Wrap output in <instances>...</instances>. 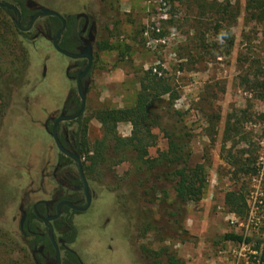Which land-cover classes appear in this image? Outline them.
<instances>
[{
  "label": "rangeland",
  "instance_id": "rangeland-1",
  "mask_svg": "<svg viewBox=\"0 0 264 264\" xmlns=\"http://www.w3.org/2000/svg\"><path fill=\"white\" fill-rule=\"evenodd\" d=\"M31 1L64 15H89L96 40L112 46L100 51L93 45L83 113L92 152L81 161L95 197L88 212L72 216L73 247L100 264H147L141 246L166 247L183 264H264V0H119L116 23L99 0ZM43 22L39 18L24 36L0 9V264H34L19 207L49 199L57 187L59 151L44 121L59 115L68 91L76 89L66 74L67 66L75 70L74 60L52 49L47 35L32 38ZM158 66L191 134L189 165L205 166L202 196L182 204L181 214L174 212L179 202L171 185L153 179L133 146L117 140L131 135L130 122H118L110 134L93 117L134 104L143 71ZM151 131L153 158L167 138L160 127ZM98 142L103 154L91 163ZM68 168L77 174L75 165ZM153 183L168 190L163 201L160 192L152 195ZM228 191L245 200L240 216L224 202ZM173 218L188 240L176 238ZM158 228L176 236L163 239ZM227 232L251 240L214 242Z\"/></svg>",
  "mask_w": 264,
  "mask_h": 264
},
{
  "label": "trees",
  "instance_id": "trees-1",
  "mask_svg": "<svg viewBox=\"0 0 264 264\" xmlns=\"http://www.w3.org/2000/svg\"><path fill=\"white\" fill-rule=\"evenodd\" d=\"M18 5H22V0H15ZM103 7L108 8L111 11L113 22L116 23L119 16V0H99ZM24 9V8H23ZM22 9V10H23ZM8 14L12 12L5 9ZM78 14H68L66 16L67 27L63 32V38L68 39L67 42H61L59 46L70 52H76L75 47L80 43L81 32L79 28L81 22ZM22 25L27 24L26 17H23L21 21ZM59 25V21L54 16H49L45 20V30L47 32H53ZM16 31L24 36H29L30 32H22L14 25ZM225 37L227 35H224ZM227 39V37H226ZM228 45L233 43V39L228 37L226 40ZM94 45L97 50L103 51L112 48L111 43L107 39L96 40ZM95 58V57H94ZM95 59L93 60L91 69H93ZM84 61L76 60L73 66L76 69L82 67ZM78 67V68H77ZM155 69V70H153ZM160 70V71H159ZM91 73V72H90ZM166 71L161 67H150L143 71V75L139 79V89L136 92L134 104L118 108V109H100L93 113V117L97 119L102 125L105 132L110 134L115 133L116 124L122 121L130 122L132 129L131 135L126 139L117 137L118 141L130 143L133 146L139 159L146 164L151 177L153 179H159L161 182H167L171 185L175 193V200L179 202L175 214L178 212L181 214L182 204L188 201H198L203 193V188L206 184L205 181V166L203 163H196L194 166L189 165V159L191 156L190 140L191 134L186 130L182 122V113L173 106V100L176 98V94L168 78L164 75ZM69 76H75L76 70L68 72ZM167 98H164V96ZM80 104L79 97L76 89H70L63 104V109L66 114L74 113ZM172 120V123H171ZM69 124L76 123L74 130L69 132V137L66 139L65 126L63 124V130L59 133V139L62 145L72 151L77 152L81 157L87 155L91 148L88 146L86 139V120L83 118V113L75 120L68 122ZM178 125V127H176ZM160 127L167 138V147L165 150L160 151L156 157L150 158L148 156L147 148L155 143V135L152 133V128ZM96 155L88 156L91 159V163H95L101 159L103 150L102 142L96 144ZM92 152V151H91ZM73 161L61 153L57 155V167L56 176L60 177L58 181L57 192L60 198L70 200L74 202L77 196V189L82 187V183L78 175L69 174L68 166ZM65 169V171H63ZM68 170V171H67ZM155 182V181H154ZM64 187H72L73 192L67 193ZM152 195L156 196V193H161V200L167 197L168 190L164 187H156L155 183L150 187ZM148 194L149 193H145ZM152 201V200H151ZM225 204L238 216H240L245 207V200L242 195L237 191H228L224 197ZM64 210L68 208L64 206ZM178 213V214H179ZM174 214V213H172ZM30 219L34 217V213L30 212ZM172 223L177 224L175 232L176 234H168L165 228H158L163 239L169 237L179 238L181 241H186L190 238L188 231L180 229L176 218H173ZM53 227L56 232V237L65 242H71L75 239L76 232L70 224V220L65 216H61L53 221ZM66 226L70 228L67 229ZM35 224L29 222L28 227L23 229L24 236H30L33 234L29 230L34 232V236L28 239L27 243L32 249L36 245H45L46 250L53 251L49 239L46 233L42 230L35 231ZM151 227V225H150ZM148 228V227H147ZM146 228V229H147ZM161 230V231H159ZM163 231V233H162ZM162 240V238H160ZM251 239L241 234L234 232H227L219 237L214 242L219 241H232V242H244L248 243ZM140 252L147 258V264H183L180 259L173 254H169L166 247H160L158 250H152L151 248L141 246ZM164 257V258H163Z\"/></svg>",
  "mask_w": 264,
  "mask_h": 264
},
{
  "label": "flooded vegetation",
  "instance_id": "flooded-vegetation-1",
  "mask_svg": "<svg viewBox=\"0 0 264 264\" xmlns=\"http://www.w3.org/2000/svg\"><path fill=\"white\" fill-rule=\"evenodd\" d=\"M2 2H10V3H13L15 6L18 7L19 11H20V14H21V20H20V23L23 19V17H26L27 19V24L31 18V16L35 13H37L39 10H40V6L42 5H38L35 1H29V0H22V5H18L16 3L15 0H1ZM24 8V9H23ZM1 10H3V12L13 20V13L12 14H8L6 12V8H3V7H0ZM23 9V10H22ZM51 9V8H50ZM54 10V9H53ZM57 11V10H56ZM12 12V11H11ZM59 12V11H58ZM60 13V12H59ZM61 14V13H60ZM86 15V18L84 17V15ZM63 17H64V21H65V26H64V29L63 31L61 32L60 36H59V41H58V45L63 41V42H67V38L64 39L63 37V32L65 31L66 27H67V22H66V16L68 14H61ZM51 16V15H50ZM78 16L80 18V21L82 24L79 28V31L81 32V36H80V43L75 47V50L76 52L74 53H77V52H81L82 49L86 46V41L88 39V36L89 34H92L94 36L93 38V41L91 42V46H92V54H93V60H94V52H93V45H94V41H96V27H95V21L87 14L85 13H78ZM49 16H39L32 28L29 30V31H26V32H31V30L35 29V24L37 22V20L39 18H43L44 19V24H43V27L42 29H36L37 31L32 35V38L35 39V37L37 36H44V35H47V38L49 39L50 43H51V46H52V49H54L53 45H52V40L51 38L54 36V34L56 33V31L60 28L61 26V22L60 20L58 19L59 21V25L54 29L53 32H47L45 30V20L48 18ZM55 17V16H54ZM14 23V22H13ZM26 24V25H27ZM15 25V24H14ZM22 25V24H21ZM25 26V25H24ZM20 31V30H19ZM22 32H25V31H22ZM55 50V49H54ZM70 58V57H68ZM72 59V58H70ZM74 61L76 60H81V61H84V65L86 63V59L84 58H80V59H72ZM74 63V62H73ZM73 63H72V67L71 68H75L76 70V75L75 76H72L75 80V83H76V76H77V73L80 69H82L84 67V65L78 69H76V67L73 66ZM93 63V61H92ZM92 66V65H91ZM70 69V66H67V71H66V74L67 76L70 78L68 72ZM91 69V68H90ZM74 70V71H75ZM92 70H89L88 73L84 76V78L82 79V83H90V75H91V72ZM73 72V71H71ZM66 99V98H65ZM65 101V100H64ZM64 104V102H63ZM85 110V108H84ZM84 110L82 111V113H84ZM76 112V111H75ZM60 113H65V110L63 109V105L61 107V111ZM59 113V114H60ZM81 113V114H82ZM73 114V113H72ZM80 114V115H81ZM66 115H70V114H66ZM79 115V116H80ZM58 116V115H57ZM53 117V116H49L45 121H44V126H45V129L46 131H48L50 134H51V127H52V124L55 120V118L57 117ZM78 116V117H79ZM76 119V118H75ZM73 119V120H75ZM72 120H68V121H61L59 122L58 124V127H57V132H58V137H59V133H61V131L63 130V124H66L67 125L65 126V134H66V139H68L69 137V132L74 130V125L76 123H72V124H69L68 122H70ZM48 122H51V125L50 127L48 126ZM70 125V126H69ZM52 136V135H51ZM54 141V140H53ZM55 143V142H54ZM56 146V145H55ZM67 149V148H66ZM70 150V149H68ZM59 151V150H58ZM72 151V150H70ZM72 152H75V151H72ZM60 153V152H59ZM77 153V152H76ZM62 154V153H61ZM79 155V154H78ZM80 156V155H79ZM80 159H81V156H80ZM72 160V159H71ZM73 161V160H72ZM82 163V161H81ZM73 165L76 166L77 168V165L76 163L73 161L72 163ZM57 165V160H56V163H55V167H54V172H56V166ZM82 168H83V164H82ZM84 173V171H83ZM70 174H73V173H70ZM74 175H78V177L80 178L79 176V172H78V169H77V174H74ZM85 175V173H84ZM55 176V175H54ZM86 177V176H85ZM81 180V178H80ZM87 180V178H86ZM59 181V179H58ZM58 181H57V187H58ZM82 183V181H81ZM87 183H88V180H87ZM57 187L53 190V195H51V197L49 199H39L35 202H33L29 207L27 208H24V206L21 204L20 205V211H21V216H20V220H19V228L23 234V229L25 227H28V224L29 222H33L35 224V231H38V230H42L46 233L47 237H48V230H47V227L46 225L44 224V221L41 219V217H47V216H53L56 214V211H57V205L61 202V201H69L71 202L73 205H76V206H79V207H82L85 205L86 203V200H85V194H84V190H83V184H82V187L77 189V196L78 198L72 202L70 200H67V199H63V198H60L58 192H57ZM67 191V193H70V192H73V189L72 187H64ZM88 189H89V194H90V203H89V206L87 207L86 210H83V211H78V210H75L67 205H61L59 207V210H60V214L57 218L55 219H52V220H49V223L52 225L53 227V221L58 219L59 217L61 216H65L66 218H68L70 220V224L71 226L74 228L75 232H77V227L75 226L73 220H72V216L74 215H80V214H84L86 212L89 211V209L91 208L92 204H93V201H94V197H95V194L93 192V190L91 189L89 183H88ZM64 206H66L68 208L67 211L64 210ZM30 212H33L34 213V217L30 219L29 215H30ZM42 223V226H40L38 223ZM67 229H69L70 227L69 226H66ZM53 230H54V227H53ZM30 232H32L33 234H31L30 236H24L23 234V238H24V242H25V245L27 247V249L29 250L30 252V255H31V260L34 264H56V258H55V249L54 247L52 246L50 240V244H51V247L53 249L52 253L50 250H46L45 249V245L43 244H39V245H36L35 247H33L32 249L29 247L28 245V239H30L31 237L34 236V232L29 230ZM56 232L54 230V238H55V241L57 243V246H58V251H59V264H100L98 262H95L96 260H92L91 262L90 261H87L85 258H83V256L79 253V251L73 247V244L75 243V239H76V235H75V239L71 242H63L61 240H59L57 237H56ZM49 239V237H48ZM131 263V262H129Z\"/></svg>",
  "mask_w": 264,
  "mask_h": 264
},
{
  "label": "water",
  "instance_id": "water-1",
  "mask_svg": "<svg viewBox=\"0 0 264 264\" xmlns=\"http://www.w3.org/2000/svg\"><path fill=\"white\" fill-rule=\"evenodd\" d=\"M29 1H31V0H29ZM0 7L6 8V9L12 11V13H13V22H14L15 26L20 31H25V32L29 31L32 28L35 20L39 16H50L51 15V16L57 17L60 20V22H61V26L56 31L54 36L51 38L52 45H53L54 49L56 51H58L59 53L65 55L67 57H70L72 59H80V58L86 59V63L84 65V67L78 71L77 76H76V91H77V95H78L79 100H80V104H79L78 109L76 110V112H74L73 114H70V115H66L64 113H60L55 118V120H54V122L52 124V127H51V135H52V138H53V140L55 142V145H56L57 149L59 150V152L62 153L63 155H65V156H68L77 165L79 176H80L82 184H83V190H84L85 200H86L85 205L82 206V207L73 205L69 201H61L57 205V208H56L57 211H56L55 215L47 216V217H41V219L44 221V224L47 227L49 240H50L52 246L55 249L56 264H59L58 246H57V243H56L55 238H54L53 227L49 223V220L55 219V218H57L59 216V214H60L59 207L61 205H67V206H69V207H71V208H73L75 210H78V211L86 210L87 207L89 206V203H90V194H89V189H88V183H87L86 177H85V175L83 173V168H82V163H81L80 156L78 155V153L72 152V151L66 149L62 145V143H61V141H60V139L58 137L57 127H58L59 122H61V121H68V120H73V119L77 118L82 113V111L85 108L88 83H82V79L88 73V71L90 70L91 65H92L93 54H92L91 42L93 41L94 36L92 34H89L88 39L86 41V46L82 49L81 52H77V53L70 52V51H67L65 49H62L58 45L59 36H60L61 32L63 31L64 26H65L64 17L58 11L50 9V8H47V7H44V6H40L39 7L40 10L37 13L33 14L31 16L28 24L24 26V25H21V23H20L21 14H20V11H19L17 6H15L13 3L2 2L0 0ZM84 17L86 18V15H84Z\"/></svg>",
  "mask_w": 264,
  "mask_h": 264
},
{
  "label": "crops",
  "instance_id": "crops-1",
  "mask_svg": "<svg viewBox=\"0 0 264 264\" xmlns=\"http://www.w3.org/2000/svg\"><path fill=\"white\" fill-rule=\"evenodd\" d=\"M115 77H116V70H115ZM106 80L110 82L111 80H113V77L109 76L108 79Z\"/></svg>",
  "mask_w": 264,
  "mask_h": 264
}]
</instances>
